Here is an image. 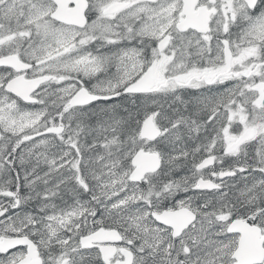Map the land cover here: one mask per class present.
I'll return each mask as SVG.
<instances>
[{"label":"snow or ice","instance_id":"6c2138e0","mask_svg":"<svg viewBox=\"0 0 264 264\" xmlns=\"http://www.w3.org/2000/svg\"><path fill=\"white\" fill-rule=\"evenodd\" d=\"M0 264H264V0H0Z\"/></svg>","mask_w":264,"mask_h":264}]
</instances>
